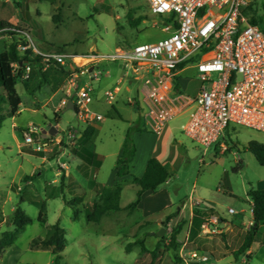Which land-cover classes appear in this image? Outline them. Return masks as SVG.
<instances>
[{"label":"rangeland","instance_id":"374dc122","mask_svg":"<svg viewBox=\"0 0 264 264\" xmlns=\"http://www.w3.org/2000/svg\"><path fill=\"white\" fill-rule=\"evenodd\" d=\"M128 15L133 19L142 17L143 21L132 27ZM245 16L254 20L264 33V0H250ZM154 21L161 24L165 20L152 14L145 0H0V25L9 27L2 34L6 37L0 42V52L3 43L7 45L10 42L7 33L12 31L20 34L19 39L29 33L35 48L43 53L80 55L83 60L91 55L106 57L117 48L129 49L134 45L153 44L166 39L169 34L163 32L160 25L155 26ZM83 64H87V60L78 66ZM98 65L96 69L101 73L100 79L91 81L84 76L81 82L93 90L89 111L103 119L96 122L97 133L91 142L75 151L80 145L77 137L75 147L66 146V154L59 159V148H64V145L54 147L53 153H35L33 150L37 144L26 145L22 134L34 126L39 130L37 141H40L41 132L48 131L56 123L54 108L60 98H65L64 94L57 93L50 102L44 94L47 86L33 96L22 83L16 85L22 101L21 110L14 117H7L0 129V236L4 231H12L16 207L32 219V224L27 225L14 244L5 249L0 264H264V225L259 226L251 244L252 255L234 257V252L241 247L243 234L251 228L246 225L252 205L247 192L250 188L264 190V166L257 163L246 146L250 142L264 144V133L230 125L221 140L227 151L220 149L218 143L204 153L184 135L188 113L182 112L168 121L159 134H153L145 127L143 110L139 112L136 107L138 104L142 109L147 92L142 81L130 72L125 76L119 62H101ZM177 77L175 81L180 94L194 98L200 86L196 71L185 69ZM119 79L121 84L117 82ZM115 86L120 87V93L113 105H109L104 92ZM34 98L42 104L35 106ZM123 99L129 100V104L123 105ZM114 108L120 117L113 113ZM57 123V134L41 139L42 142L50 143L55 139L66 142L70 128L82 135L87 127L77 119L74 111L65 107L59 111ZM128 131L135 149L130 176L141 177L146 162L155 158L168 171L167 183L157 193H147L144 203L131 213L121 210L109 213L97 224L89 223L84 212L91 206L85 176L78 171L75 175L73 173L81 188L72 187L71 181L65 180L60 189L64 170L59 168V164H66L69 172L71 167L80 163L75 157H81L85 162V151H91L92 157L100 162L93 182L97 188L111 186L116 179V161ZM89 169L88 166L87 171ZM58 172L61 174L57 175ZM33 174L35 176L31 177ZM89 174L90 178L92 173ZM130 176L119 182L123 187L121 207L135 199L136 190L131 185ZM25 178L29 184L25 183ZM53 181L56 184L51 185ZM79 197L83 199V206L74 201ZM42 202L45 204L44 225L37 222ZM195 202L199 205L195 206ZM184 204L186 210L180 213ZM190 207H193L192 215ZM209 210L229 228H242L244 223L242 236H229L230 233L216 235L208 231L204 235L202 225L205 223L210 231L218 229L215 223L205 222ZM75 211L78 212L77 221L73 219ZM181 222L179 246L177 250H167L170 233ZM54 225L64 230L65 249L60 257L50 251L31 248L32 241L45 239L48 227ZM161 227L166 229L162 237L164 241L153 258L150 252L159 241L155 234ZM136 241L143 242L146 252L140 245L126 251V247ZM192 251L200 257H207L208 261L190 260L188 254Z\"/></svg>","mask_w":264,"mask_h":264},{"label":"built area","instance_id":"2783aa9c","mask_svg":"<svg viewBox=\"0 0 264 264\" xmlns=\"http://www.w3.org/2000/svg\"><path fill=\"white\" fill-rule=\"evenodd\" d=\"M249 1L145 0L150 12L165 20L154 25H160L169 36L153 44L117 48L106 57L91 55L86 57L87 64L82 67L74 64L76 56L38 51L29 33L20 39L17 37L18 51L23 54L31 50L40 57L44 69L50 64L65 66L72 62L76 68L84 69L81 74L88 75L91 81L99 80L101 73L96 68L88 70L87 67L101 62H119L125 76L130 72L147 88L142 113L148 131L159 134L168 121L186 112L188 117L183 133L188 139L201 147L204 153L218 143L224 149L221 140L230 125L264 133V33L245 16ZM189 68L196 71L200 82L194 98L184 97L174 89L175 78L183 69ZM13 69L20 71L21 80H29V62L13 64ZM77 79L78 76L73 74L67 80V96L58 108H66L72 101L76 117L84 125L102 121L101 115L88 109L92 102V88L80 84ZM119 93V86L104 92L107 103L112 105ZM22 135L26 145L37 144L33 150L35 153H53L54 147L59 145L74 146L79 137L77 131L70 128L66 142L62 139L42 142L52 137H44L42 132V140L37 141L39 130L34 126ZM59 168L66 171L68 166L61 163ZM250 213H253L252 207ZM212 223L217 228L220 224L216 218ZM252 225L253 220L248 227ZM180 254L183 257L182 250ZM188 255L192 261H208L207 257H200L195 251Z\"/></svg>","mask_w":264,"mask_h":264},{"label":"trees","instance_id":"16d2710c","mask_svg":"<svg viewBox=\"0 0 264 264\" xmlns=\"http://www.w3.org/2000/svg\"><path fill=\"white\" fill-rule=\"evenodd\" d=\"M129 16V15H128ZM56 19H58L56 17ZM56 21V20H55ZM143 21L142 17L133 19L129 16V24L132 27H137ZM251 23H255L251 19ZM0 25L1 31L7 29ZM14 29H17L14 27ZM23 31L22 29H19ZM9 35L12 37V41L5 45L4 51L0 54V129L2 128L4 120L9 117L12 118L20 111L21 97L16 91V85L18 82L24 85L25 90L30 94L34 95L37 91L41 90L44 85H48L52 93L60 89L65 81H67L73 74L78 72L72 62H68L65 66H59L56 64H50L47 68L41 64L40 57L35 56L31 50H27L25 53L18 51V40L16 37L20 35L9 31ZM27 61L31 64V73L29 80L20 79V71L13 69V64H20L21 62ZM75 72V73H74ZM178 77L175 78V80ZM174 89L179 91L178 83H174ZM138 111L141 112V107L136 104ZM114 114L120 117L119 114L114 110ZM139 132V129H136ZM96 133V129L91 125H88L80 137V145H87L91 142V139ZM131 132H127L126 137L122 144V153L120 158L117 160L116 175L118 178L129 175V164L134 157L135 149L132 145L130 138ZM246 150L251 153L257 163L260 166H264V144L257 142H250L246 146ZM95 169L91 171V177L89 178V187L93 188L95 183L93 182V174ZM33 174L31 177H34ZM169 174L167 169L155 158H150L146 164L145 171L141 177H132L131 185L135 188V199L128 204L126 207L120 206V199L122 194V186L117 183L113 187L100 186L98 187V201L94 202L85 210V219L89 223H99L101 219L109 213L118 212L125 210L128 213L134 211L141 201V196L145 192L157 193L159 189L167 183ZM64 176H61L60 189L63 188ZM62 193V192H61ZM53 196V195H50ZM57 196V195H56ZM59 197V195H58ZM247 197L252 202V217L253 225L246 231L242 236V244L237 252H234V257H240L245 254L251 247V244L256 236L259 226L264 225V190H253L249 189ZM22 200V198H21ZM75 203L80 205L81 199L76 198ZM44 206L45 204L40 203V211L38 214L37 222L44 225ZM210 215L212 210L209 211ZM73 219L77 221L78 212H74ZM222 222V221H221ZM223 223V222H222ZM32 224V219L29 218L26 213L19 207H16L13 211L12 217V231H4L0 236V259L5 251L14 244L18 235L24 230L27 225ZM182 228V222L178 223L177 226L170 233L169 243L166 247L167 250H177L179 244L178 236ZM164 238H161L150 255L155 258L158 252L160 244H162ZM135 245H140L143 252H146L143 248V242L136 241L129 244L126 247V251H130ZM31 248L34 250L50 251L52 254L60 257V253L65 249V238L64 230L58 225L48 227V235L45 239H34L31 243Z\"/></svg>","mask_w":264,"mask_h":264},{"label":"crops","instance_id":"0c3cea01","mask_svg":"<svg viewBox=\"0 0 264 264\" xmlns=\"http://www.w3.org/2000/svg\"><path fill=\"white\" fill-rule=\"evenodd\" d=\"M154 24H155V21L153 22ZM8 29V28H7ZM2 33H0V42H2V41H4V39H5V37L6 36H3L2 34H4L3 32H4V30L3 31H1ZM7 34H9V33H7ZM9 38H10V42L12 41V37L9 35ZM16 39H18L17 37H16ZM7 40H9V39H7ZM9 42V43H10ZM4 49H5V45H4V43H3V46H2V51L0 52V54L4 51ZM76 57H82V56H80V55H75ZM98 66L99 65H92V66H89L88 67V70H91V68H98ZM79 71L78 72H74L77 76H78V79H77V81L81 84L82 82H81V78L82 77H84V76H87L88 77V75H86V74H81V72H83V70L84 69H78ZM185 69H183L181 72H183ZM106 75H110V73L109 72H106L105 73ZM120 81V79L117 81V82H119ZM114 84V83H113ZM45 86V88H47V91L44 93V94H46V96H48L49 97V99H48V101H53L54 99H55V96H56V94L57 93H59V92H61L62 94H64V97H66L67 96V90H68V88H69V85H68V81H65L64 83H63V85L60 87V89L59 90H57L56 92H54V93H52V91H51V89H50V87L48 86V85H44ZM43 86V87H44ZM47 86V87H46ZM42 87V88H43ZM42 88H41V90H42ZM41 90H39V91H41ZM38 92V91H37ZM33 96H36V95H33ZM45 96V97H46ZM35 99V98H34ZM64 99V98H63ZM61 100H62V98H60L59 99V102L58 103H60L61 102ZM126 102V103H125ZM41 102H40V100L39 99H35V106H37L38 104H40ZM121 103L123 104V105H126V104H129V100L127 101L126 99H123L122 101H121ZM42 104V103H41ZM46 103H44L43 105H45ZM113 105V104H112ZM131 105H133V102H131ZM42 106V105H41ZM62 108H58V105H57V107H55L54 108V121L56 122L55 124H54V126H51L50 128H52V127H54L55 129H56V131H57V129H58V123H57V120H58V113H59V111L61 110ZM21 110V109H20ZM114 110L117 112V110L114 108ZM20 112V111H19ZM114 113V112H113ZM118 113V112H117ZM119 114V113H118ZM97 115V114H96ZM95 124H96V122L95 123H93L91 126L92 127H94L95 129H96V133H97V128H96V126H95ZM50 130V129H49ZM48 130V131H49ZM48 131H46V132H48ZM58 132V131H57ZM57 132H55V134L53 133L52 135V137H54L55 135H56V133ZM95 133V134H96ZM42 136H44V137H46L44 134L42 135ZM95 136V135H94ZM93 136V137H94ZM80 137H81V135H79V139H80ZM224 146V149H223V151H227V148H226V146L225 145H223ZM75 147V146H74ZM80 147H81V145H78V147H77V149L75 150V151H78V150H80ZM220 148V147H219ZM60 150H59V153H60V155L57 157V159H59L62 155H65L66 153H65V150L67 149L66 148V146L64 145V148H59ZM221 149V148H220ZM91 151H85V162H84V159L83 158H81V157H75V158H78L79 160H80V163L78 164V165H74L73 167H71V169H70V171L69 172H67L69 169H67V171H62L63 172V174L61 175V176H64V181L63 182H65V180H69V181H71L69 184H71V186L72 187H75V188H77V189H79V188H81V185H80V183H78V182H76L75 181V178L73 177V173H74V175L76 174V172L78 171L80 174H83L84 176H85V179H86V189L89 191V201L91 202V205L94 203V202H96V201H98V192H97V190H98V188H97V185H95L93 188H90L89 187V173H91V171H92V169L94 168V169H96V171L99 169V167H100V162L99 161H96L95 160V158H93L92 157V154L90 153ZM121 153H122V151L120 152V156H121ZM135 157V156H134ZM120 157H118V159H119ZM117 159V160H118ZM133 159V158H132ZM132 161L133 160H131V163H132ZM131 163L129 164V175H127V176H125V177H122V178H118L117 177V175H116V179L113 181V184L111 185V186H106V187H113L115 184H117V183H119V182H121V181H126L127 180V178H129L128 176H130V166H131ZM116 164H117V161H116ZM146 164H147V162H146ZM88 166H89V171H87V168H88ZM145 168H146V165L143 167V169H142V175H143V173H144V171H145ZM116 169H117V167H116ZM96 173L97 172H94V174H93V178L95 179V176H96ZM61 173H57V175H60ZM115 174H116V171H115ZM141 175V176H142ZM131 177V176H130ZM131 179H132V177H131ZM60 180H61V177H60ZM24 181H26L25 183L26 184H29V181H28V178H25L24 179ZM54 184H56V181H53L52 183H51V185H54ZM120 184V183H119ZM121 185V184H120ZM123 188V187H122ZM147 193H149V192H145V193H143L142 194V196H141V201H140V203H139V205L137 206V207H139L140 205H142L143 203H144V196L145 195H147ZM57 194H54V196H56ZM80 199H81V202H80V206L82 205L83 206V199L81 198V197H79ZM76 198H74V200H75ZM193 204V203H192ZM89 207V206H88ZM87 207V208H88ZM251 207H252V205L250 206V209H251ZM86 208V209H87ZM85 209V210H86ZM85 210H84V212H85ZM183 210H186L185 209V204L182 206V208L179 210V212L180 213H182L183 212ZM200 210V209H199ZM189 211L191 212V215H192V213H193V207H190V209H189ZM210 211V210H209ZM209 211H207V212H209ZM207 212H201V213H207ZM232 213H234V212H232ZM249 213H250V211H249ZM167 215H171V214H167ZM214 218H216L215 216H214V213H212L211 215L210 214H207V217L205 218V222H208V223H212L213 222V219ZM252 219H253V217H252V215H251V213H250V219L247 221V223H246V225H248V223L249 222H251L252 221ZM157 221L159 222L160 220L159 219H157ZM172 221H174V219H171V222ZM201 221H203V219L201 218ZM219 222H220V224H219V226H218V229H217V231H210L209 230V228H208V225H207V223H205V224H203L202 225V228H203V234L204 235H206V231H208L209 233H213V234H216V235H221L222 233H230L229 234V236H231V234H234V236L233 237H235V235H237V236H239V238H240V236H242V232L243 231H245V224L244 223H242V228H239V227H227L226 225H225V223H222L221 222V220H219ZM225 228V230H223ZM212 236H206V238H211ZM178 242H180V240L178 239ZM243 255H246L247 257H249V256H251L252 255V250H251V248L248 250V251H246V253L245 254H243ZM243 257V256H242Z\"/></svg>","mask_w":264,"mask_h":264},{"label":"water","instance_id":"95a60500","mask_svg":"<svg viewBox=\"0 0 264 264\" xmlns=\"http://www.w3.org/2000/svg\"><path fill=\"white\" fill-rule=\"evenodd\" d=\"M66 110H71V111H74V105H73V103H72V101H69L68 102V104H67V106H66ZM55 134V132H56V129L54 128V127H52V128H50V130L48 131V132H46V131H42V133L46 136V135H48V136H53L52 134L53 133ZM166 233V229L165 228H160L157 232H156V234H155V236H156V238H157V240H160L162 237H163V235ZM154 235V234H153Z\"/></svg>","mask_w":264,"mask_h":264},{"label":"bare ground","instance_id":"6f19581e","mask_svg":"<svg viewBox=\"0 0 264 264\" xmlns=\"http://www.w3.org/2000/svg\"><path fill=\"white\" fill-rule=\"evenodd\" d=\"M85 60H86V59H85ZM85 60H83V59H81V58H79V57H76L75 62L78 63V64H80L82 61L84 62ZM83 65H84V64H83Z\"/></svg>","mask_w":264,"mask_h":264}]
</instances>
